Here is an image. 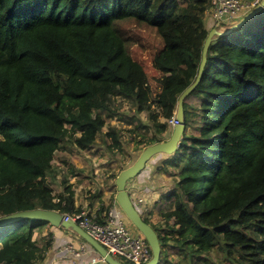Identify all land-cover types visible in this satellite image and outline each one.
<instances>
[{"label": "trees", "instance_id": "trees-1", "mask_svg": "<svg viewBox=\"0 0 264 264\" xmlns=\"http://www.w3.org/2000/svg\"><path fill=\"white\" fill-rule=\"evenodd\" d=\"M210 9L211 0H0V217L83 211L70 177L84 171L67 159L58 165L57 154L91 152L102 135L112 155L125 151L120 130L104 132L118 115L113 98L134 107L127 124L136 150L165 140L179 97L197 78ZM123 21L162 39L153 57L159 93L128 50L116 26ZM183 111V139L170 159L179 170L168 192L175 201L160 225L144 217L159 237L158 264L170 263L171 250L186 264H213L207 255L216 247L229 264H264V8L211 41ZM111 205L88 214L104 223ZM48 225L0 226V264L44 262L52 234L42 245L35 234Z\"/></svg>", "mask_w": 264, "mask_h": 264}, {"label": "rangeland", "instance_id": "rangeland-1", "mask_svg": "<svg viewBox=\"0 0 264 264\" xmlns=\"http://www.w3.org/2000/svg\"><path fill=\"white\" fill-rule=\"evenodd\" d=\"M244 1L252 3L255 0ZM116 26L128 39L127 46L132 57L141 62L146 68L150 86L154 89L155 93H159L161 89V74L153 66V57L156 52L163 48L164 44L162 39L158 36L155 30L140 25L136 21L117 22ZM229 26L231 25L225 26L223 29ZM187 103L191 106H198V101L193 97H190L187 100ZM112 108L113 110L116 109L115 111L118 113V115L108 121V125L104 128V132L108 130L109 126H114L118 130H120L122 132L123 141L126 144L125 151H118L115 155H112L103 144L102 135L98 139V146L94 152L95 155L89 153V155L91 156L88 157L86 156L87 154L75 151L72 152L73 154L70 153L71 157L68 156L69 154L65 156H63L61 153L57 154L58 165H63L61 159H67L69 161H73V163L75 162L79 166H83L84 172L87 176L92 174V177L90 176V178L88 177L83 180V183H81L82 187H78L79 190L77 191L80 197H82L83 199H87L88 201H90L93 195H98L100 190L103 191L104 194L109 193L111 197H114L116 193V178L114 175L119 174L121 170L129 167L136 160L139 153L143 150H136L135 146L133 144H130L129 142L134 134H131L128 131L130 129H133L134 125H129L127 123L136 115L132 103L122 98H113ZM137 117L138 119H140L142 124H149L147 113H141L137 115ZM161 121H164V119H161ZM171 132L172 129H169L168 135H166L167 138L170 137ZM169 165V172H172L174 176H176L179 170L175 168L173 164ZM165 174H168V172H166ZM95 177L97 179H95ZM60 181L61 178H56L53 182V187L56 192L62 190ZM71 181L76 183L75 179H71ZM111 201L112 199L108 201L107 205H109ZM145 208L146 212H142L141 215L145 214L142 216L146 218L148 217L149 219L151 217L147 204L145 205ZM85 211H87V209H85ZM87 213L89 212L87 211ZM122 218L125 226L131 231V233L141 234L124 213ZM152 222H154L155 224L159 223V225L163 223V221L156 220ZM47 229L48 226H45L42 232L35 234V239H37L40 245L46 243L51 239V234ZM75 235L77 234L75 233ZM77 236L79 237V239H82L79 235ZM170 253L169 264H186V262L177 255L176 250H171ZM207 257L213 264H229L228 262H226L222 250L218 247L213 249L207 255Z\"/></svg>", "mask_w": 264, "mask_h": 264}, {"label": "water", "instance_id": "water-1", "mask_svg": "<svg viewBox=\"0 0 264 264\" xmlns=\"http://www.w3.org/2000/svg\"><path fill=\"white\" fill-rule=\"evenodd\" d=\"M264 8V0H261L250 11L245 13L243 17L235 24L218 30L216 28L209 31V34L205 40L202 61L199 67V72L195 82L189 86L179 97L176 119L178 123L173 127L170 137L159 143H155L145 147L138 155L136 160L127 168L120 171L115 179L116 195L115 201L122 210V212L128 217L132 224L137 228V230L144 236L147 240L151 251L152 258L145 264H158L161 257V245L157 232L153 227L147 223L138 209L135 207L132 198L127 190V182L135 177H137L145 168L147 163L156 155L164 153L167 155L174 154L179 145L182 142L185 124H184V111L183 102L185 97L192 91L201 78V74L206 63V54L210 43L217 36H223L232 30L239 28L246 21L252 18L254 15L259 13ZM22 219L27 220H43L47 221L49 225L53 227H62L66 230H72L74 233L79 235L83 240L86 241L100 256L104 257L108 264H124L120 261L114 259L106 249L100 245L96 240H94L84 229H82L78 223L67 215L56 210H44V209H34L28 211H20L12 213L6 216L0 217V226L9 224Z\"/></svg>", "mask_w": 264, "mask_h": 264}, {"label": "crops", "instance_id": "crops-1", "mask_svg": "<svg viewBox=\"0 0 264 264\" xmlns=\"http://www.w3.org/2000/svg\"><path fill=\"white\" fill-rule=\"evenodd\" d=\"M204 22L209 30L214 29L213 20L210 16V13H207L204 18ZM166 135H168V132L165 134V137ZM166 139L168 138L166 137ZM96 148L97 147H95L91 152H84L83 154H87L86 156L89 157L91 156L89 153L94 154ZM66 153L68 154V152ZM69 157L71 156L69 155ZM171 157V155L164 153L154 156L147 163L146 168L137 177L127 182V190L131 198H143L145 200L151 217L149 220L153 224L155 223L152 221L155 220L163 221L162 214L170 210L172 204L175 201V199L170 198L168 194V192L174 187L175 180L177 179V177L168 170L170 166L169 164H171ZM74 165L84 171L83 166H79L75 162ZM166 172H168V174H165ZM90 176L92 177V174L87 176L85 172H83L79 177H70V183L73 185V189L76 193V205L82 206L84 211L87 209L88 212H91L93 215H95L99 209V205H107L108 201L112 199L113 201H111L112 205L110 209H113L118 215L123 217L122 210L115 201L116 193L114 197H111L109 193L104 194V192L100 190L98 193L100 197L96 199L91 197L90 201L80 197L79 193L77 192L79 190L78 187H82L81 183H83V180L88 177L90 178ZM71 179H75L76 183L71 181ZM95 179L97 178L95 177ZM157 224L159 225V223ZM47 230L50 234H52L53 245L47 253L44 262L40 264H63L73 261L72 257L64 251V247L68 244H73L76 248H79L82 243L86 244L87 253L76 259L78 263L87 264L94 262L97 259L98 253L89 244H87L85 240L79 239V237L75 235L72 230H66L62 227H53L51 225H48Z\"/></svg>", "mask_w": 264, "mask_h": 264}, {"label": "built area", "instance_id": "built-area-1", "mask_svg": "<svg viewBox=\"0 0 264 264\" xmlns=\"http://www.w3.org/2000/svg\"><path fill=\"white\" fill-rule=\"evenodd\" d=\"M261 0L248 3L244 0H211L210 16L213 20L214 28L220 30L225 26L237 23L245 13L259 4ZM173 127L178 123L175 115L168 120ZM135 207L140 213L145 211V200L143 198L132 199ZM67 215V214H66ZM145 215V214H142ZM78 223L94 240L102 245L106 251L116 260L124 264H145L152 258V251L142 234H133L125 226L123 218L113 209H109L106 214V221L99 223L95 217L90 216L87 211H82L78 215L69 216ZM64 251L73 259L70 263L80 264L76 259L87 253L86 244L82 243L79 248L73 244L64 247ZM87 264H108L104 257L98 254L94 262Z\"/></svg>", "mask_w": 264, "mask_h": 264}]
</instances>
